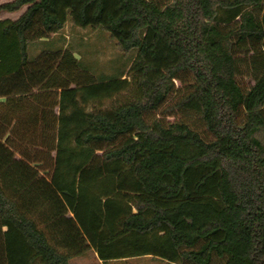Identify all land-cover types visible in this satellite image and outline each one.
I'll return each mask as SVG.
<instances>
[{"label":"trees","instance_id":"trees-1","mask_svg":"<svg viewBox=\"0 0 264 264\" xmlns=\"http://www.w3.org/2000/svg\"><path fill=\"white\" fill-rule=\"evenodd\" d=\"M25 5L0 20V139L14 151L0 150V264H71L30 214L38 199L50 221L72 213L103 262L264 264V0H13L0 11ZM69 21L135 52L129 74L98 77L58 45Z\"/></svg>","mask_w":264,"mask_h":264},{"label":"rangeland","instance_id":"rangeland-1","mask_svg":"<svg viewBox=\"0 0 264 264\" xmlns=\"http://www.w3.org/2000/svg\"><path fill=\"white\" fill-rule=\"evenodd\" d=\"M54 39L58 45L63 44L64 46L68 45L69 47L73 48L75 51V55L79 58H82L83 63L87 64L91 68L92 72L95 73L98 77L103 75L114 74L122 69L126 71V75L129 74L130 65L132 63V59L134 58L135 52H132L131 54L122 52L117 44V40L114 39L110 35V33L102 27L97 29L92 27L81 28L69 21L65 28L59 34L55 35ZM40 47L41 46L39 43L33 44L31 46V54H37L40 50ZM177 84L179 83L177 82ZM123 96L124 95L121 94V96L119 95L116 97L122 98ZM112 100L113 99L105 100L103 102V105H109ZM180 116L181 115L178 114L176 117L170 118L174 119ZM190 119L193 120V122L199 129L204 130V127H202L201 123L197 120L195 116H191ZM0 150H4L3 152H5L6 154H14V151L1 139ZM16 155L18 157H22V155L18 152H16ZM23 162L27 165L28 169L30 170L29 175H32L35 180L42 179L40 171L37 167L32 165V163L30 162ZM121 178L129 179V176H127L126 174H120L116 177L117 180H120ZM45 179H48L47 176L45 177ZM47 182L48 180H44L42 184H40V189L42 192L45 191V186H47ZM41 191H37V194H35V196H40L39 193H41ZM213 193L214 192L211 190L209 194L214 195ZM25 196L29 197L27 193L25 194ZM45 197L46 199L44 198V201L46 203L49 202V197L47 195H45ZM42 201L43 199L41 201L40 199H38L37 203H35L36 207L41 208V210H43L45 213H49V211H47V205L42 203ZM57 208V205L54 206V209L57 210ZM31 213L35 216V212L33 210ZM70 218L71 215L66 209L65 218L58 217L55 219V221L39 222V226L40 228H45L53 242L56 243V240H58L57 237H61V239L57 241L59 246L61 248H64V250H71L72 254L75 256L77 255L79 249H74L73 247H71V242L69 241L68 236L72 234L77 237L80 246H83L82 248H84V240L86 239L83 234H78V232L75 230L76 228L74 224L72 225L71 222H69ZM60 251L64 252L63 250ZM94 254V250L89 246L85 255L84 264H172L165 260L151 256H141L124 260L100 262V259L98 257H95ZM78 261L79 259H77V263ZM72 264L74 263L72 262ZM214 264H225V261L224 259L216 258Z\"/></svg>","mask_w":264,"mask_h":264},{"label":"crops","instance_id":"crops-1","mask_svg":"<svg viewBox=\"0 0 264 264\" xmlns=\"http://www.w3.org/2000/svg\"><path fill=\"white\" fill-rule=\"evenodd\" d=\"M10 1H13V0H0V4L6 3V2H10ZM26 8H27V6L25 5L21 9L16 10V11L2 10V11H0V20H3V19L16 20V19H18L22 15V13L26 10ZM5 99H6L5 97H0V101H4ZM2 141H4V140H2ZM16 158L20 159L22 157H18L16 155ZM42 174H43V172H42ZM34 212H35V216L31 212H30V214L33 215L34 218H36V221H37L38 224H39V222H49L50 221V219H49L50 217L48 216V214L45 213L43 210H41V208L36 207L35 210H34ZM70 215L72 216V213H70ZM41 229L49 237V233H47V231L45 230V228H41ZM84 243H85V247H86L85 250H82L79 254H77L75 256L73 254H71V260H70V263L71 264H72V262L74 264H84L85 255L87 253V248L89 247L88 244H87L88 242H84ZM54 244L56 245V247L60 248V250L68 251V250H64V248H61L57 242L54 243ZM94 253H95L94 254L95 257H98L97 256V253L96 252H94ZM77 259H79L78 263H77ZM100 262H101V260H100Z\"/></svg>","mask_w":264,"mask_h":264}]
</instances>
